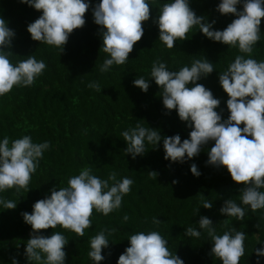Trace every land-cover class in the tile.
I'll return each instance as SVG.
<instances>
[{
  "label": "clouds",
  "instance_id": "obj_1",
  "mask_svg": "<svg viewBox=\"0 0 264 264\" xmlns=\"http://www.w3.org/2000/svg\"><path fill=\"white\" fill-rule=\"evenodd\" d=\"M20 2L41 12L27 25L31 39L54 46L61 53L74 30L85 26V14L91 9L93 22L99 26L98 34L102 39L100 49L107 54L99 65L101 74L109 72L113 65H124L128 61L134 45L144 36V22L150 19L158 27V39L168 49L176 47L177 41L188 40V33L194 27L214 42L238 48L240 54L226 69L218 72V83L228 97L226 108L229 114L226 118L221 99L204 84L198 83L216 70L212 61L207 57L193 59L190 66L169 70L167 62L157 57L151 65L150 79L160 89L164 114L176 110L180 121L191 129L188 138L181 140L178 133L162 138L156 128L144 127L139 121L120 135L127 145L124 152L133 160L146 153L145 142L156 149L163 139L164 159L175 163L199 156L202 149L214 142L207 151L206 166L226 168L232 181L242 185L240 203L225 199L219 212L236 221H244L247 207L253 213L264 209V191L261 190L264 189V60L252 58L254 46L261 40L264 0H220L215 11L235 17L222 30L213 27L216 19L209 21L204 15H197L190 7V0L163 3L158 6L159 14L154 19L147 0H99L94 4L92 0ZM15 35V31L8 27V21L0 17V96L10 93L14 86H33L47 68L45 61L37 60L34 55H28L27 59L16 64L11 62ZM150 79L140 76L132 84L147 93ZM87 86L102 91L99 81H91ZM51 147L47 140L33 142L31 135L13 140L5 135L0 140V192L15 188L17 193L21 189L28 193L32 174ZM190 171L196 177L201 175L195 163L190 165ZM148 175L157 180L158 172L149 170ZM117 177L118 173L113 170L106 179H101L93 174L91 166H85L78 175L69 177L67 187L53 185L49 195L32 204L31 213L22 211L23 221L31 226L23 253L28 264H65V246L69 239L58 231L45 236L41 230L55 229L59 225L83 237L85 229L92 227L93 210L108 216L122 207L124 196L131 192L134 180L128 176ZM177 183L178 180L172 181V184ZM201 204L205 209L213 207V201L206 199H202ZM0 205L3 209H15L17 202L0 197ZM199 209H194L195 214ZM128 220L129 216L125 214L123 221ZM151 223L159 227L162 220L154 216ZM196 223L199 230L188 226L184 230L185 236L200 238L203 230L212 243L210 256L222 264H240L245 254L246 232L238 231L228 219L223 220L225 230L222 235L217 233L215 224L207 216L201 215ZM254 227L259 229L260 225L257 223ZM116 231V228H101L90 238L88 256L93 264L106 259L102 251L109 247L108 237ZM127 239L129 246L119 255L116 264H185L176 252L169 250L168 241L159 231H138ZM254 251L256 264H260L264 246ZM11 264H19L16 256L11 257Z\"/></svg>",
  "mask_w": 264,
  "mask_h": 264
},
{
  "label": "trees",
  "instance_id": "obj_2",
  "mask_svg": "<svg viewBox=\"0 0 264 264\" xmlns=\"http://www.w3.org/2000/svg\"><path fill=\"white\" fill-rule=\"evenodd\" d=\"M92 2L98 3L99 0ZM147 2L154 19L159 14L158 6L172 0ZM219 2L190 0V7L209 21L216 19L213 27L222 30L235 17L216 12ZM39 15L41 12L20 0H0V17L6 19L8 27L16 33L11 62L16 64L27 59L28 55H34L47 64L43 75L33 86H14L10 93L0 96V140L5 135L10 140L31 135L33 142L47 140L52 145L32 174L28 193L23 189L17 193L15 188L0 192V197L17 202L15 209H3L0 205V264H11L12 256H16L19 264H28L23 253L31 226L23 221L20 213H31L32 204L49 195L53 185L67 187L69 177L78 175L85 166H91L93 174L101 179H106L108 173L114 170L118 179L128 176L134 184L131 192L124 196L119 210L108 216L93 210L92 227L85 229L83 237L59 225L55 229L41 230L45 236L58 231L69 239L65 246V264H93L88 256L91 250L89 241L105 227L116 228L117 231L108 237L109 247L102 251L106 259L100 264H116L119 255L129 246V235L152 230L160 232L168 241L169 250L174 254L176 252L185 264H222L209 255L212 243L206 232L201 230L200 238L184 234L188 226L199 230L196 222L201 215L213 221L218 234L222 235L225 230L222 227L224 219L230 220L238 231L246 232L245 254L240 264H256L254 249L264 246V209L253 213L247 207L244 221H236L219 212L225 199L231 198L240 203L239 189L242 185L232 181L226 168L206 166L207 151L214 142L202 149L199 156L184 163L164 159L163 139L156 149L145 142L146 153L133 160L130 154L124 152L127 145L120 135L129 127H135L139 121L144 127L156 128L162 138L177 133L181 140L188 138L191 129L180 121L176 110L169 115L164 114L160 89L150 79L151 65L157 57L167 62L169 70L190 66L193 59L207 57L212 61L216 70L198 83L204 84L216 98L221 99L226 118L229 114L226 108L228 97L218 83V72L226 69L240 54L238 48L214 42L194 27L188 33V40L177 41L176 47L168 49L158 39V27L150 19L144 22V36L134 45L128 61L124 65H113L109 72L101 74L99 65L107 54L100 49L102 39L98 34L99 26L93 22L91 9L85 14V26L74 30L62 53L54 46L31 39L27 25ZM260 35L261 40L254 46L252 57L258 61L264 60V18ZM140 76L150 79L147 93L132 84ZM91 81H99L102 91L89 88L87 85ZM192 163L198 166L199 177L191 173ZM149 170L158 172L157 180L149 177ZM174 179L179 183L172 184ZM202 199L213 201V207L203 208ZM197 207L200 209L195 214ZM125 214L129 216L127 222L123 221ZM154 216L162 220L159 227L151 223ZM257 223L259 229L254 227ZM260 264H264V256L260 257Z\"/></svg>",
  "mask_w": 264,
  "mask_h": 264
}]
</instances>
